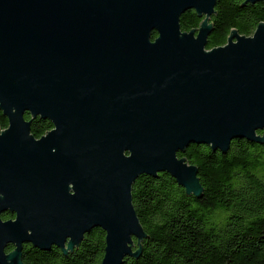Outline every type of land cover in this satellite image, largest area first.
<instances>
[{
  "label": "water",
  "instance_id": "obj_1",
  "mask_svg": "<svg viewBox=\"0 0 264 264\" xmlns=\"http://www.w3.org/2000/svg\"><path fill=\"white\" fill-rule=\"evenodd\" d=\"M217 1L0 0V264H24V246L67 254L95 229L102 264L137 259L139 178L168 174L201 198L179 154L264 143V24L207 50ZM188 11L203 19L190 33ZM37 118L53 125L39 140Z\"/></svg>",
  "mask_w": 264,
  "mask_h": 264
},
{
  "label": "trees",
  "instance_id": "obj_2",
  "mask_svg": "<svg viewBox=\"0 0 264 264\" xmlns=\"http://www.w3.org/2000/svg\"><path fill=\"white\" fill-rule=\"evenodd\" d=\"M245 2L217 1L207 50L225 46L233 31L251 37L264 24V3ZM202 22L188 11L181 17L182 31L190 33ZM157 37L154 33L152 40ZM25 118L32 120L28 114ZM8 126L0 112L1 130ZM52 129L50 121L37 118L31 134L40 139ZM258 134L264 137V131ZM178 156L199 170L203 195L188 196L168 174L139 178L132 189L133 205L147 239L140 257L127 258L125 264H264V143L235 140L227 154L192 145ZM13 217L2 216L4 221ZM105 249L106 233L95 229L67 254L56 247L41 251L24 246L23 262L102 264Z\"/></svg>",
  "mask_w": 264,
  "mask_h": 264
},
{
  "label": "flooded vegetation",
  "instance_id": "obj_3",
  "mask_svg": "<svg viewBox=\"0 0 264 264\" xmlns=\"http://www.w3.org/2000/svg\"><path fill=\"white\" fill-rule=\"evenodd\" d=\"M7 130V129H6ZM4 131V130H3ZM44 137V136H43ZM41 139V138H40ZM37 140H39V139H37ZM10 214V213H9ZM12 215V214H11ZM12 216H14V215H12ZM15 219V216L12 218V219H10V220H14ZM9 221V220H8Z\"/></svg>",
  "mask_w": 264,
  "mask_h": 264
}]
</instances>
